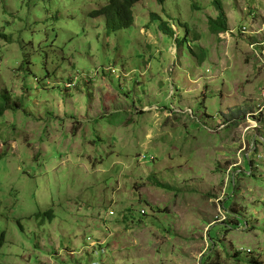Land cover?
<instances>
[{"label":"rangeland","instance_id":"1","mask_svg":"<svg viewBox=\"0 0 264 264\" xmlns=\"http://www.w3.org/2000/svg\"><path fill=\"white\" fill-rule=\"evenodd\" d=\"M214 2L0 0V264H264V0Z\"/></svg>","mask_w":264,"mask_h":264},{"label":"trees","instance_id":"2","mask_svg":"<svg viewBox=\"0 0 264 264\" xmlns=\"http://www.w3.org/2000/svg\"><path fill=\"white\" fill-rule=\"evenodd\" d=\"M140 0H107L106 4L102 6L99 10H95L91 13L92 17L103 16L104 25L107 33L117 32L122 28L129 27L133 22L132 17V7L139 2ZM220 0H215L214 3H219ZM157 3L162 4L164 0H156ZM217 8V17L215 19L208 20L209 31L214 35L225 32L227 30L226 18L224 12L222 10V6H216ZM155 15H152V19H155ZM157 18V17H156ZM160 28L164 30L165 33L170 34V28L166 26L165 23L160 24ZM194 48H197L194 46ZM199 53L201 54V58L198 57V62L201 64L204 60V53L200 48H197ZM8 95L4 93V95L0 94V101L3 106H0V117L4 115V113L9 109L7 105ZM256 143L258 140H254ZM129 212V211H128ZM144 214V212H141ZM226 214V213H225ZM44 215H47L50 219L54 218V212L52 209L47 210ZM237 223H239L237 217ZM4 234L0 236V248L4 243ZM255 262L254 264H258L260 262Z\"/></svg>","mask_w":264,"mask_h":264},{"label":"clouds","instance_id":"3","mask_svg":"<svg viewBox=\"0 0 264 264\" xmlns=\"http://www.w3.org/2000/svg\"><path fill=\"white\" fill-rule=\"evenodd\" d=\"M106 1H107V0H106ZM137 3H138V2H137ZM137 3H136V4H137ZM105 4H106V3H105ZM105 4H104V5H105ZM104 5H103V6H104ZM133 9H134V6L132 7V17H133ZM192 9H193V10H197V9L194 8L193 6H192ZM152 15H153V14H152ZM154 15L157 17V18L155 17V19H158V20H159V19L161 18V17L158 16L157 14H154ZM98 17H100V16H98ZM101 17H103V16H101ZM150 18H152L151 14H150ZM215 18H216V17H215ZM215 18H214V19H215ZM225 18H226V17H225ZM103 19H104V18H103ZM210 19H213V18H210ZM161 20H162V19H161ZM161 20H160V21H161ZM167 22H168V21H167ZM161 23H165V24H166V21H161ZM161 23H160V24H161ZM132 24H133V22H132ZM132 24H131V25H132ZM160 24H159V27H161ZM226 24H227V21H226ZM131 25H130V26H131ZM166 26H168V24H166ZM245 27H247V26H246V25L242 26V27H241L242 29L239 30L238 32H236L237 36H245L244 34H246V32H247L246 30L244 31V29H246ZM169 28H170V26H169ZM227 30H228V29H227ZM227 30H226L225 32H221V33H226ZM170 31H171V29H170ZM164 33H165V32H164ZM176 37H177V36H176ZM176 37H175V39H176V41H178V39H177ZM184 40H185V39H184ZM261 42H262V41H261ZM190 49H191V48H189V51H190ZM252 50L254 51V49H252ZM255 50L259 51V48H255ZM190 54H192L191 51H190ZM192 57H194L193 54H192ZM224 221H225V220H224ZM102 247H103V244L100 245V246H98V249H97V250L92 249V252L97 254V253L101 252ZM245 253H246V254H251V251H250L249 249H247V250H245Z\"/></svg>","mask_w":264,"mask_h":264},{"label":"built area","instance_id":"4","mask_svg":"<svg viewBox=\"0 0 264 264\" xmlns=\"http://www.w3.org/2000/svg\"><path fill=\"white\" fill-rule=\"evenodd\" d=\"M255 48H259V51L255 50ZM255 48H253L254 53L256 54L258 60L261 62L262 70L264 72V41L260 42ZM261 96L262 99L264 100V82L261 89ZM262 115H264V111L255 115V117L252 119L253 121H255V123L253 124V127L255 126L254 128H258V124H259L258 120L259 117Z\"/></svg>","mask_w":264,"mask_h":264},{"label":"crops","instance_id":"5","mask_svg":"<svg viewBox=\"0 0 264 264\" xmlns=\"http://www.w3.org/2000/svg\"><path fill=\"white\" fill-rule=\"evenodd\" d=\"M239 120H240V121H243V120H244V118H241V119H239ZM240 121H239V122H240ZM234 123H236V122H234ZM236 124H238V123H236ZM254 140H255V139H254Z\"/></svg>","mask_w":264,"mask_h":264}]
</instances>
